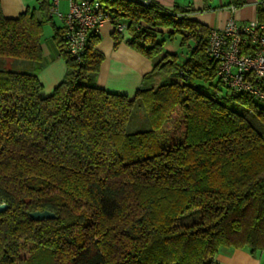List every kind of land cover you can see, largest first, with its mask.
Masks as SVG:
<instances>
[{"label":"trees","instance_id":"obj_1","mask_svg":"<svg viewBox=\"0 0 264 264\" xmlns=\"http://www.w3.org/2000/svg\"><path fill=\"white\" fill-rule=\"evenodd\" d=\"M105 1L113 28L126 25L127 44L153 63L131 98L97 85L98 35L72 58L63 27L53 39L66 72L44 95L50 0L16 18L0 5V64L23 68H0V264H217L221 249L264 253V104L216 78L210 28L189 9ZM112 35L117 47L123 36ZM174 38L184 53L163 49ZM137 110L151 129L127 133ZM43 211L55 218L29 217Z\"/></svg>","mask_w":264,"mask_h":264},{"label":"crops","instance_id":"obj_2","mask_svg":"<svg viewBox=\"0 0 264 264\" xmlns=\"http://www.w3.org/2000/svg\"><path fill=\"white\" fill-rule=\"evenodd\" d=\"M167 10L189 9L192 19L207 28L222 27L230 16L228 6L232 0H152ZM2 13L6 18H16L27 9L38 7L37 0H0ZM258 0H244V4L234 10L232 17L238 24H246L258 20ZM65 1L60 2L59 10H65ZM68 8V7H67ZM54 20L43 29L41 39L42 68L37 74V79L42 85L43 93L49 96L55 87L63 80L66 64L60 56L59 50L53 39L55 29H61ZM163 33L168 29H160ZM113 26L106 23L98 34L97 49L104 56L97 77V85L108 93L133 97L140 87L145 75L153 70V63L132 49L127 40V32L117 47L113 43ZM172 41L178 43L179 39ZM172 41L164 44L168 52L184 53L173 45ZM217 264H264V253L252 256L247 249H221L216 255Z\"/></svg>","mask_w":264,"mask_h":264},{"label":"built area","instance_id":"obj_3","mask_svg":"<svg viewBox=\"0 0 264 264\" xmlns=\"http://www.w3.org/2000/svg\"><path fill=\"white\" fill-rule=\"evenodd\" d=\"M62 1L68 3L66 14L59 10ZM131 1L150 3V0ZM258 4L264 8V0H258ZM235 9L228 7L230 16L222 27L210 28L206 53L216 64V78L221 84L264 104V22L238 24L232 17ZM49 12L61 21L64 42L72 58L82 53L90 36L98 35L104 24H111L103 0H50ZM113 29L122 35L126 33V25L122 23Z\"/></svg>","mask_w":264,"mask_h":264},{"label":"rangeland","instance_id":"obj_4","mask_svg":"<svg viewBox=\"0 0 264 264\" xmlns=\"http://www.w3.org/2000/svg\"><path fill=\"white\" fill-rule=\"evenodd\" d=\"M105 2L106 1L103 0L104 5L106 4ZM65 3H66V8H65V10H62L63 14H66L67 10H68V8H67L68 3L66 1H65ZM53 20L55 22H57L59 25L61 24V21L59 19H57L56 17H54ZM172 43H173V45H176L179 47V41H178V43H176L175 41H172ZM3 60H5V61H3V63L0 64V68L6 69V70H11V71H23V68H21L19 60H16V59H3ZM155 85H157V84H155ZM204 88L206 90L207 85H205ZM210 88H211V91L216 93L218 96H223L227 92V89L225 87L219 85L216 81H214L210 85ZM205 90H203V91L206 92ZM236 109H237V111L242 112L244 110V107L238 105V107ZM150 129H151V126L149 124V121L147 120V117L145 116V113L142 110H139V111L137 110L133 113L130 121L128 122L127 128H126L127 133L147 131ZM182 223H183V221L179 222V224H182Z\"/></svg>","mask_w":264,"mask_h":264},{"label":"water","instance_id":"obj_5","mask_svg":"<svg viewBox=\"0 0 264 264\" xmlns=\"http://www.w3.org/2000/svg\"><path fill=\"white\" fill-rule=\"evenodd\" d=\"M7 209V205L5 203H0V213L4 212ZM29 217L35 222H41L44 220L54 219V214L43 211V212H32L29 214Z\"/></svg>","mask_w":264,"mask_h":264}]
</instances>
